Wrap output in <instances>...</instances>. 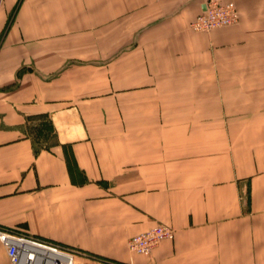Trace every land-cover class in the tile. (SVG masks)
I'll use <instances>...</instances> for the list:
<instances>
[{
    "label": "crops",
    "instance_id": "0c3cea01",
    "mask_svg": "<svg viewBox=\"0 0 264 264\" xmlns=\"http://www.w3.org/2000/svg\"><path fill=\"white\" fill-rule=\"evenodd\" d=\"M233 1L204 33L202 0H0V226L78 264H264V0Z\"/></svg>",
    "mask_w": 264,
    "mask_h": 264
},
{
    "label": "built area",
    "instance_id": "2783aa9c",
    "mask_svg": "<svg viewBox=\"0 0 264 264\" xmlns=\"http://www.w3.org/2000/svg\"><path fill=\"white\" fill-rule=\"evenodd\" d=\"M201 11L189 27L195 32L210 33L235 26L239 20L233 0H202ZM174 232L165 225L131 237L127 242L130 252L148 256L161 242L173 238ZM0 243L6 248L10 264H78L83 257L73 248L34 237L23 231L0 226Z\"/></svg>",
    "mask_w": 264,
    "mask_h": 264
},
{
    "label": "rangeland",
    "instance_id": "374dc122",
    "mask_svg": "<svg viewBox=\"0 0 264 264\" xmlns=\"http://www.w3.org/2000/svg\"><path fill=\"white\" fill-rule=\"evenodd\" d=\"M238 21H239V20H238ZM237 24H238V22H237ZM237 24H236V25H237ZM160 225H161V224H160Z\"/></svg>",
    "mask_w": 264,
    "mask_h": 264
}]
</instances>
